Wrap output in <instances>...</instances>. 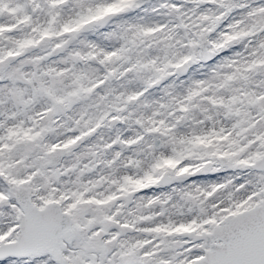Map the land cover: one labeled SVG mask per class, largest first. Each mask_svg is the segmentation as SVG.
<instances>
[{"label":"snow or ice","instance_id":"1","mask_svg":"<svg viewBox=\"0 0 264 264\" xmlns=\"http://www.w3.org/2000/svg\"><path fill=\"white\" fill-rule=\"evenodd\" d=\"M0 264H264V0H0Z\"/></svg>","mask_w":264,"mask_h":264}]
</instances>
